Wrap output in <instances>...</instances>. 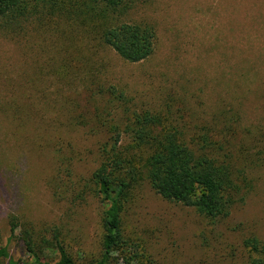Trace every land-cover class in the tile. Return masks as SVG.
Here are the masks:
<instances>
[{
	"label": "rangeland",
	"instance_id": "rangeland-1",
	"mask_svg": "<svg viewBox=\"0 0 264 264\" xmlns=\"http://www.w3.org/2000/svg\"><path fill=\"white\" fill-rule=\"evenodd\" d=\"M122 19L155 28L146 59L126 61L76 25L60 24L65 38L46 21L0 34V243L14 216L36 229L58 226L72 253L97 256L104 206L90 175L101 122H121L125 108L161 112L191 129L229 110L242 126L264 127V0H138ZM92 82L103 91L94 102ZM112 89L125 99L114 101L117 109L106 102ZM248 176L245 200L215 219L143 184L124 230L150 264H241L245 239L264 241V162ZM8 245L12 259H26L17 236Z\"/></svg>",
	"mask_w": 264,
	"mask_h": 264
},
{
	"label": "trees",
	"instance_id": "trees-1",
	"mask_svg": "<svg viewBox=\"0 0 264 264\" xmlns=\"http://www.w3.org/2000/svg\"><path fill=\"white\" fill-rule=\"evenodd\" d=\"M137 1L0 0V34L17 35L27 25L46 21L65 38L66 30L60 24L74 31L78 26L122 59L138 62L153 53L156 32L149 22L122 19ZM90 84L88 96L94 102V96L103 91L94 92L98 87ZM110 94L112 101L106 102L123 99L114 89ZM110 107L117 109L121 104L114 102ZM123 114L121 122H101L104 140L97 145L98 165L90 175L92 191L104 206L97 256L72 253L58 226L36 229L11 216L8 242L0 243V264H150L145 248L123 226L127 208L143 184L209 219L227 216L251 191L248 169L264 162L261 125L242 126L238 114L229 110L193 129L149 109L125 108ZM94 117L103 121L98 114ZM13 236L22 243L26 259L10 257L8 244ZM244 245L249 255L241 264H264V241L251 236Z\"/></svg>",
	"mask_w": 264,
	"mask_h": 264
}]
</instances>
